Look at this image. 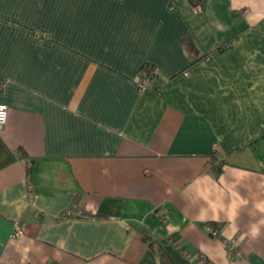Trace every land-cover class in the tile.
Here are the masks:
<instances>
[{"label":"crops","instance_id":"obj_1","mask_svg":"<svg viewBox=\"0 0 264 264\" xmlns=\"http://www.w3.org/2000/svg\"><path fill=\"white\" fill-rule=\"evenodd\" d=\"M0 103V264H264V0H0Z\"/></svg>","mask_w":264,"mask_h":264},{"label":"built area","instance_id":"obj_2","mask_svg":"<svg viewBox=\"0 0 264 264\" xmlns=\"http://www.w3.org/2000/svg\"><path fill=\"white\" fill-rule=\"evenodd\" d=\"M195 8H197V10H198L199 6H195ZM185 74H187V72H185ZM154 80H155V77L153 75L149 76V75H147V73L143 69H140L138 71V74H137L136 84H137V87L139 89L151 88L154 85ZM7 112H8L7 105L4 103H0V116L3 117V120L0 121V130L2 129V127L4 126V124L7 120ZM22 226H23V224L20 223L19 221L15 222L14 229L12 232L13 237L21 236ZM208 229L211 232V234H213V235L217 234L216 230H213L210 228H208Z\"/></svg>","mask_w":264,"mask_h":264},{"label":"trees","instance_id":"obj_3","mask_svg":"<svg viewBox=\"0 0 264 264\" xmlns=\"http://www.w3.org/2000/svg\"><path fill=\"white\" fill-rule=\"evenodd\" d=\"M189 2L193 5V6H200V0H189ZM190 48V47H189ZM141 69H143L147 75L149 76H154V71H153V68L149 65V64H144ZM221 165L222 163L219 162L218 164L214 165L212 164V167L214 168L215 170V175H218L221 171ZM87 216H93L92 214H89L87 213ZM157 254L159 255L160 257V260L163 262V264H171L170 261L168 260L167 256H165L164 252L160 249H157L156 250Z\"/></svg>","mask_w":264,"mask_h":264},{"label":"clouds","instance_id":"obj_4","mask_svg":"<svg viewBox=\"0 0 264 264\" xmlns=\"http://www.w3.org/2000/svg\"><path fill=\"white\" fill-rule=\"evenodd\" d=\"M3 120V117L2 116H0V121H2Z\"/></svg>","mask_w":264,"mask_h":264}]
</instances>
